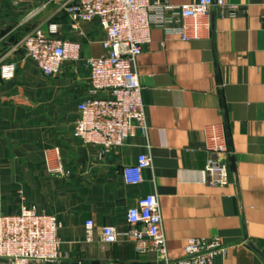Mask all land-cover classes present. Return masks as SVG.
I'll use <instances>...</instances> for the list:
<instances>
[{"label":"crops","instance_id":"obj_1","mask_svg":"<svg viewBox=\"0 0 264 264\" xmlns=\"http://www.w3.org/2000/svg\"><path fill=\"white\" fill-rule=\"evenodd\" d=\"M68 1L0 0V217L24 207L57 217L63 226L55 264H161L154 253L137 254L133 244L102 243L103 228L127 232L128 210L156 194L170 261L185 258L188 242L199 239L228 248L215 264H264V0H226L235 13L214 11L211 30L199 41L154 29L136 61L148 136L103 157L83 147L73 128L77 105L89 94L86 61L104 56L105 33L98 22L73 29L63 9ZM194 1L168 4L177 12ZM50 24L82 47V61L65 62L55 78L43 76L17 48ZM12 63L16 75L6 80L2 70ZM217 125L226 128L229 147L223 187L209 185L205 174L204 133ZM54 148L71 169L69 178L46 173L45 152ZM143 153L152 168L141 186H127L123 169Z\"/></svg>","mask_w":264,"mask_h":264},{"label":"built area","instance_id":"obj_2","mask_svg":"<svg viewBox=\"0 0 264 264\" xmlns=\"http://www.w3.org/2000/svg\"><path fill=\"white\" fill-rule=\"evenodd\" d=\"M46 6V5H45ZM72 28L98 22L105 33L101 58L89 59V94L77 105L78 117L73 137L83 147L100 150V156L123 148L138 135L147 138L149 126L142 100L143 87L136 71V61L151 43L154 29H163L180 36L182 41H199L211 30L214 11L220 15L234 14L236 8L226 0H195L174 12L168 0H70L63 6ZM171 26V27H170ZM62 26L50 24L26 36L17 48L43 76L61 75L67 61L81 62L82 47L77 42L60 37ZM17 65L9 64L2 77H15ZM203 150L208 155L205 169L208 184L223 187L228 184L229 147L224 125L205 129ZM149 153L138 156L134 166L123 169L127 186L144 183V171L152 168ZM46 173L56 179L72 175L58 148L45 152ZM129 229L119 233L115 227L102 229V243L114 245L122 241L133 244L137 254H156L161 264H215L225 256L220 240L207 242L191 239L185 258L170 261L163 220L156 194L140 197L127 212ZM62 223L57 217L40 214L24 207L18 214L0 217V259L10 264H55L61 261L59 231ZM94 223L88 222L87 240L93 241Z\"/></svg>","mask_w":264,"mask_h":264},{"label":"water","instance_id":"obj_3","mask_svg":"<svg viewBox=\"0 0 264 264\" xmlns=\"http://www.w3.org/2000/svg\"><path fill=\"white\" fill-rule=\"evenodd\" d=\"M82 156H83V159H82V163H84V162H87L88 161V156H87V152L84 150V151H82ZM62 264H69V263H67V262H62Z\"/></svg>","mask_w":264,"mask_h":264}]
</instances>
